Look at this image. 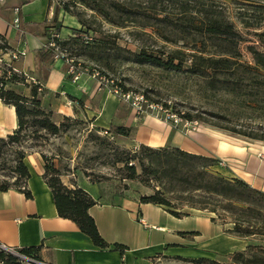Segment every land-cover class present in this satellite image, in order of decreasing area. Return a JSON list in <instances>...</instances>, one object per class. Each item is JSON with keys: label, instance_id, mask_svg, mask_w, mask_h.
Returning <instances> with one entry per match:
<instances>
[{"label": "crops", "instance_id": "0c3cea01", "mask_svg": "<svg viewBox=\"0 0 264 264\" xmlns=\"http://www.w3.org/2000/svg\"><path fill=\"white\" fill-rule=\"evenodd\" d=\"M54 7L49 0H4L0 3V36L11 51L25 56L10 62V68L26 83L11 85L29 97L32 79L42 88L40 106L51 113L55 124L64 119L83 120L100 132L116 126L128 128L127 137L115 136L126 149L176 147L181 151L223 161L213 170L228 179H238L264 192V141L243 139L218 129L188 121L171 122L146 113L137 115L125 102L95 79L81 75L72 82L64 60H40L47 42ZM60 14V13H59ZM58 14V21L59 19ZM18 17L19 22L14 24ZM63 32V29L61 30ZM7 60V59H6ZM28 78V79H27ZM17 128L14 108L0 100V138ZM30 176L26 188L30 197L11 188L0 192V244L17 251L37 248L44 264H177L199 259L214 260L243 250L244 239L223 232L224 226L211 215L192 210L175 218L162 207L140 203L142 191L120 190L104 182L75 180L94 201L88 209L100 237L108 244L99 248L76 224L58 216L50 188L43 178V162L36 153L26 157ZM73 189V183L62 180ZM120 245L123 249L116 248Z\"/></svg>", "mask_w": 264, "mask_h": 264}, {"label": "trees", "instance_id": "16d2710c", "mask_svg": "<svg viewBox=\"0 0 264 264\" xmlns=\"http://www.w3.org/2000/svg\"><path fill=\"white\" fill-rule=\"evenodd\" d=\"M52 5V0H49ZM80 6L98 15L115 28L128 25L138 28L142 33L151 29L153 35L166 43L178 44L179 47L167 52L139 47L137 51H127L120 56L121 60L137 65H147L167 73L185 74L203 78L204 88L213 92H224L236 98V104L241 108L254 106L264 112V32L259 37L260 48L246 45L245 51L250 61H244L241 52L243 38L230 21L217 8L215 0H139V2L118 0H68L54 6L51 25L46 28V37L59 33L61 23L58 14L62 11L74 16L80 25L72 29L73 36L67 39H57L59 50L67 58L81 57L88 54L101 58L107 55L109 43L101 39L83 36L91 31L83 12L77 10ZM261 17L252 23L248 19L239 18V23L245 29H260L264 27V6H260ZM90 18L95 20L93 15ZM0 49H7L0 36ZM46 42V43H47ZM118 48L116 53L119 54ZM53 49L47 44L39 51L40 60L52 58ZM104 55V56H105ZM25 84L26 77L19 76L10 67L3 68L0 74V100L14 108L17 128L0 138V157L10 145H19L26 139L25 132H45L57 135L64 129V124H55L51 113L40 106L39 95L42 88L39 84L30 83L31 92L25 97L13 89L11 85ZM40 88V90H38ZM166 109V108H165ZM186 121H198L185 115ZM231 134L241 135L250 140L264 141V135L239 133L236 130L225 129ZM98 131V130H97ZM129 129L122 126L103 131L109 136L129 135ZM117 152L113 164H122L125 171L124 179L137 180L141 174L152 175L155 180L167 179L174 181L182 192L193 193L186 199V210L174 208L159 192L144 195L140 203H149L162 207L175 218L186 217L192 210L204 211L211 215V221L228 216L231 218L223 232L232 237L248 240L254 239L258 244H246L240 251L227 255L232 264H264V192L251 188L238 179H228L216 173L213 169L218 161L190 154L176 147L153 149L139 146L135 152ZM43 160V178L50 188L56 212L59 217L73 221L78 229L90 237L93 244L99 248H107L108 244L100 237L88 209L94 205L92 198L81 188L69 189L64 186L58 175L50 167L45 157ZM13 166L10 167L14 180L10 184L0 183V192L14 188L30 197L26 188L30 176L26 164V156L20 150L14 151ZM1 170V167H0ZM139 170V171H138ZM116 248L123 249L116 245ZM18 253L28 259L40 261L37 248H23ZM196 264H218L214 260L199 259ZM0 264H22L15 256L0 251Z\"/></svg>", "mask_w": 264, "mask_h": 264}, {"label": "rangeland", "instance_id": "374dc122", "mask_svg": "<svg viewBox=\"0 0 264 264\" xmlns=\"http://www.w3.org/2000/svg\"><path fill=\"white\" fill-rule=\"evenodd\" d=\"M68 0H52V7ZM123 1V0H118ZM127 1V0H124ZM139 2V0H131ZM217 9L221 11L230 21L234 28L241 33L243 43L241 52L244 61H250L245 51L246 45L252 44L260 48V41L257 35L264 32L260 29H245L239 23V18H245L255 23V20L262 15L260 6H264V0H215ZM84 14L82 17L87 20L91 31L83 36V39H101L109 43L107 55L98 58L93 55V60L88 59V54L81 57L71 56L76 65L86 70L89 76L93 71L98 72L108 81L116 83L123 91H132L143 94L149 102L162 105L167 113H173L182 119L185 115L196 118L197 124L209 126L226 132L230 135L248 139L241 135L231 134L225 129L236 130L239 133H251L264 135V112L257 109L254 104L252 108H241L236 104V98L224 92H213L204 88V80L199 77H192L185 74L167 73L160 69L137 65L120 59L127 51H137L139 47L150 50L167 52L179 47L178 44L163 42L156 38L151 29H145L142 33L138 28L130 25L124 28H115L98 15L77 6V10ZM93 15L95 20L90 18ZM59 19L61 30L60 39H67L73 36L72 29H79L80 25L74 16L60 12ZM119 49V54L116 49ZM116 55H120L116 57ZM184 120V119H183ZM64 129L57 135H50L43 131L31 133L25 132L26 139L19 145H10L0 157V183L6 181L12 183L14 175L10 167L14 162V151L20 150L27 157L34 153L40 158L45 157L47 164L62 180L72 182L76 188L75 180L86 178L89 182H104L115 189L124 190L132 187L142 191L146 195L154 192L165 197L174 208L186 210V199L193 193L182 192L178 184L167 179L155 180L152 175L141 174L140 178L134 181L124 179L125 171L122 164H113L115 150L123 152L138 151L126 149L123 144L106 134L89 127L83 120H64ZM43 162V160H42ZM139 171V170H138ZM63 184V183H62ZM216 221L224 227L229 225L231 218L223 216L216 217ZM251 244H258L254 239L246 240ZM22 264H31L21 260ZM215 261L218 264H232L227 256H217ZM177 264H196L192 262H177ZM209 264V263H202Z\"/></svg>", "mask_w": 264, "mask_h": 264}, {"label": "built area", "instance_id": "2783aa9c", "mask_svg": "<svg viewBox=\"0 0 264 264\" xmlns=\"http://www.w3.org/2000/svg\"><path fill=\"white\" fill-rule=\"evenodd\" d=\"M4 0H0V3H3ZM14 24L19 22V18L16 17L14 19ZM48 42L46 43L49 48L53 49V58L61 59L67 65V74L71 77L72 82H76L81 75L86 74V70L80 68L78 65L74 63L72 59L67 58L58 48L56 44V40L60 39L59 33H52L48 37ZM1 43V42H0ZM25 51H11L8 49H0V74L3 68H8L10 66V62L14 61L20 57L25 56ZM7 59V60H6ZM91 78L95 79L98 85L107 88L112 94H114L118 99L127 103L137 115L149 113L156 118L163 119L164 121L171 122L173 125H179L183 123L184 126L188 125L189 122L183 120L181 117L173 114L167 113V109H165L162 105L149 102L143 94L134 93L132 91H123L116 83L113 81L106 80L103 76L99 75L98 72L93 71L90 75ZM28 79V78H27ZM30 82L36 84L32 79H29ZM40 90V88L38 89ZM105 134V132H103ZM223 161H218L217 167L224 166ZM0 251L9 253L19 260H26L31 264H44L40 261H34L32 259H28L25 256L21 255L17 251L6 248L5 246L0 244Z\"/></svg>", "mask_w": 264, "mask_h": 264}]
</instances>
